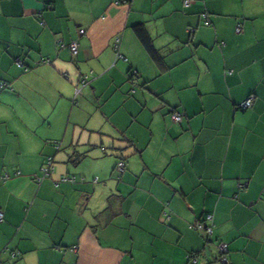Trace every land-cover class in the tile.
Wrapping results in <instances>:
<instances>
[{"label": "crops", "instance_id": "1", "mask_svg": "<svg viewBox=\"0 0 264 264\" xmlns=\"http://www.w3.org/2000/svg\"><path fill=\"white\" fill-rule=\"evenodd\" d=\"M0 211V264H264V0H0Z\"/></svg>", "mask_w": 264, "mask_h": 264}, {"label": "trees", "instance_id": "2", "mask_svg": "<svg viewBox=\"0 0 264 264\" xmlns=\"http://www.w3.org/2000/svg\"><path fill=\"white\" fill-rule=\"evenodd\" d=\"M117 3H119V2H121V1H123V0H115ZM189 1L190 0H184V3L185 4H188L189 3ZM199 16H200V19H201V22H202V24L204 25V26H209L210 24H211V20H210V13H209V11H208V9L207 8H204L203 10H201L200 12H199ZM43 23V21H41V24ZM133 30H134V32H135V34H136V36L139 38V40H140V42L142 43V45L144 46V48L147 50V52L149 53V55L151 56V58L159 65V66H161V62H160V55H159V53H158V50L155 48V46L152 44V42H151V38H150V36H149V34H148V32H147V30H146V28H145V26L142 24V23H138V24H135V25H133ZM235 30H236V32H239L240 31V25L239 24H237L236 25V27H235ZM83 32V30H79V33L81 34ZM55 44H56V47L58 48V49H60V48H66V49H68L69 51H70V54L73 56V57H76V55L78 54V40L77 39H73V40H71V41H69L68 43H64L60 38L58 39H56V42H55ZM74 44V47H75V49H76V51H74L73 49H72V45ZM114 49H115V52H116V55H117V58H123L124 56L123 55H121L119 52H118V43L117 44H115L114 45ZM14 62H15V64L16 65H18V66H20V67H23L24 68V70L25 71H27V70H29L30 69V67L29 66H25L24 65V63H23V61L20 59V58H18V57H16L15 59H14ZM39 63H42V64H49L50 62H51V59L50 58H43V59H41L40 61H38ZM88 76H90V74H88V73H86V74H82L80 77H79V84L78 85H75V88H74V94H75V96L78 94V93H80V91H81V87H84V86H86V85H88L89 84V78H88ZM130 78V81L132 82V88H131V92H134L135 91V88H134V86L136 85V83H137V78H138V74L136 73V71L135 70H131V73H130V76H129ZM5 82H2V84H4ZM76 88H78V91H76ZM237 107H238V105H237ZM251 107V106H250ZM238 108H240V107H238ZM249 108V107H248ZM241 109V108H240ZM245 109H247V108H245ZM245 109H242V110H245ZM175 111H177V112H179V113H181V117L183 118V112H181V111H178V110H176V109H173V110H171V112H170V118H171V115H172V113L173 112H175ZM182 118H181V120H182ZM181 120L180 121H177V122H175V121H173L172 120V118H171V121L172 122H175V123H179V122H181ZM57 144V143H56ZM121 162H123L122 160H120ZM120 161H118V162H120ZM118 162H117V164H118ZM124 163V162H123ZM117 164H116V167H117ZM116 167H115V169H116ZM124 170H125V166H124V164H123V169H122V171H117V169H116V171H117V176L118 177H120V175L124 172ZM50 177V176H49ZM47 178V177H46ZM35 180H36V177H35ZM37 181V180H36ZM37 182H39V181H37ZM208 216V215H207ZM1 222V221H0ZM196 223H198V222H196ZM199 223H203V222H199ZM194 225V224H193ZM208 237L210 238V240L212 239V234H209L208 235ZM217 246V245H216ZM218 249V248H217ZM219 251V250H218ZM220 254V253H219ZM221 263V262H220Z\"/></svg>", "mask_w": 264, "mask_h": 264}, {"label": "built area", "instance_id": "3", "mask_svg": "<svg viewBox=\"0 0 264 264\" xmlns=\"http://www.w3.org/2000/svg\"><path fill=\"white\" fill-rule=\"evenodd\" d=\"M72 49L74 51H76L74 44L72 45ZM76 91H78V88H76ZM253 99H254V95H249L244 101L240 102L238 104V107H240L241 109H245L248 108L252 105L253 103ZM171 118L173 121L177 122L181 120V113L175 111L172 113ZM53 162L54 159L52 156H48L45 159L44 164L40 167V171L41 174L38 175L36 177L37 181H41L42 179L51 176V173L53 171ZM123 162H118L117 164V171H122L123 169ZM76 180V176L75 175H63L62 177L59 178V181L62 182H74ZM94 181H96V178L94 179ZM58 183V181H56V184ZM3 220V213L2 211H0V221ZM212 220V217L209 215L208 216V221L210 222ZM191 227H195L197 229H203L206 231L207 235L212 234V223H208V224H203V223H195L194 225H191ZM217 248L219 250V262H221L222 264H232L231 261L228 259L227 257V252H228V246L227 243L224 241H219L217 243Z\"/></svg>", "mask_w": 264, "mask_h": 264}]
</instances>
